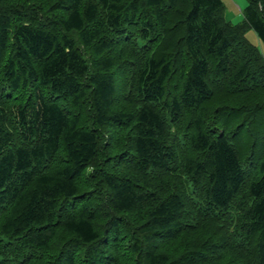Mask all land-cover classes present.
I'll use <instances>...</instances> for the list:
<instances>
[{
	"label": "trees",
	"instance_id": "16d2710c",
	"mask_svg": "<svg viewBox=\"0 0 264 264\" xmlns=\"http://www.w3.org/2000/svg\"><path fill=\"white\" fill-rule=\"evenodd\" d=\"M0 0V264H264V0Z\"/></svg>",
	"mask_w": 264,
	"mask_h": 264
},
{
	"label": "rangeland",
	"instance_id": "374dc122",
	"mask_svg": "<svg viewBox=\"0 0 264 264\" xmlns=\"http://www.w3.org/2000/svg\"><path fill=\"white\" fill-rule=\"evenodd\" d=\"M224 2H226L225 4H227V10L230 9H237V12L235 13L234 17L231 19V21L233 22H238L241 18V13H242V9H244L245 5H247V0H224ZM233 4V8H228V4ZM226 15V14H225ZM227 18V17H226ZM247 37L253 41L254 43H256L257 45H259L261 47V49H263L264 51V45L262 43V41H260V39L257 37V34L255 33L254 30H249L247 33Z\"/></svg>",
	"mask_w": 264,
	"mask_h": 264
},
{
	"label": "crops",
	"instance_id": "0c3cea01",
	"mask_svg": "<svg viewBox=\"0 0 264 264\" xmlns=\"http://www.w3.org/2000/svg\"><path fill=\"white\" fill-rule=\"evenodd\" d=\"M226 6H227V4H226ZM233 6L234 5L232 3L231 4H228V8H230V7L233 8ZM236 12H237V9H236ZM236 12H235V9H230V10L226 11V17H227V19L228 20H231L234 17V15H235Z\"/></svg>",
	"mask_w": 264,
	"mask_h": 264
}]
</instances>
